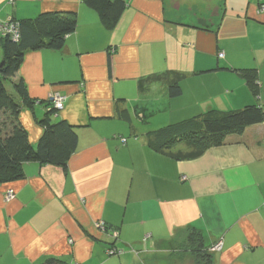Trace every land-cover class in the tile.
Instances as JSON below:
<instances>
[{"label":"crops","instance_id":"obj_1","mask_svg":"<svg viewBox=\"0 0 264 264\" xmlns=\"http://www.w3.org/2000/svg\"><path fill=\"white\" fill-rule=\"evenodd\" d=\"M185 2L126 0L107 29L81 0H0V20L76 12L64 47L26 52L13 81L23 79L34 102L19 115L32 144L53 93L66 99L52 121L66 120L78 135L65 168L29 162L22 179L0 185V264L48 257L68 264H196L186 245L192 229L205 248L221 244L211 264H264V125L185 160L152 150L149 130L138 125L145 120L137 112L156 106L178 121L264 106V62L258 69L235 59L222 40H237L246 22L227 15L219 1L208 13H198L195 0ZM258 3L245 15L264 23ZM241 67L257 69V96L226 69ZM166 70L184 74L180 96L169 98L158 81L138 89L140 78ZM7 190L14 191L10 201ZM111 245L122 253L108 256Z\"/></svg>","mask_w":264,"mask_h":264},{"label":"trees","instance_id":"obj_2","mask_svg":"<svg viewBox=\"0 0 264 264\" xmlns=\"http://www.w3.org/2000/svg\"><path fill=\"white\" fill-rule=\"evenodd\" d=\"M81 1L97 14L107 29L115 27L127 5L126 0ZM262 6L264 0L258 3L259 8ZM15 22L17 26L13 35L0 31V62L4 60L0 67V185L22 179L24 164L29 162L65 168L78 145L74 126L64 119L52 121V116L57 112L50 100L47 101L49 109L38 120L42 129L41 135L36 144H32L19 115L23 104L32 107L34 102L28 96L23 79L13 81L26 52L42 49L58 51L64 47L66 37L76 30V12H41L32 18L15 19ZM226 69L244 79L247 87L257 96L259 83L256 68ZM184 77L179 72L166 70L140 78L138 89L144 91L149 83L158 81L166 85L169 98H175L182 93L180 82ZM6 82L11 88L10 91ZM147 112L142 109L137 115L145 120ZM118 116L122 117V113L119 112ZM255 124L264 125V106L257 103L226 111L212 109L149 131L148 146L156 152L170 155L175 160L196 159L208 148L221 145L227 135H240L246 127ZM114 232L117 233L114 230L111 236L116 239ZM186 245L203 264L212 263L214 251L211 249L215 244L205 248L200 232L192 229L186 237ZM111 246L106 249V254ZM35 264L68 263L60 258L48 257Z\"/></svg>","mask_w":264,"mask_h":264},{"label":"rangeland","instance_id":"obj_3","mask_svg":"<svg viewBox=\"0 0 264 264\" xmlns=\"http://www.w3.org/2000/svg\"><path fill=\"white\" fill-rule=\"evenodd\" d=\"M215 1H219L221 3L222 5L221 9L226 10L227 15L228 13L232 14V16L235 17V19H242L244 20V22H246L245 29L242 30V34L237 40L228 39V38L222 39L223 41H225L226 44L230 45L228 46V48H230L231 50L229 51V53L233 55L235 59L253 62L254 63L253 65H255V67L259 69V67H261L260 65H262L261 63L264 62V23L254 20L252 18H247L245 14L247 10L251 8V5L253 3L257 4V2L260 3L263 0H195V5H197L199 8L200 7L202 8V9L198 8V13H201V10L205 13H208V8L210 9L212 5L214 6ZM186 2L188 3V0H186ZM262 17L264 18V15L261 16V18ZM8 18L9 17H5L2 19V21H7L9 20ZM12 20L15 21L14 18H12ZM207 20L209 22L211 21L210 19H207ZM213 27H215L214 23H213ZM261 49L262 51H260ZM1 52H2V47L0 43V58L2 54ZM241 68H244V67H241ZM262 73H264V67H263ZM6 85H7L8 90L10 91L11 88L8 82H6ZM53 94H51V96ZM49 98H48V101L50 100ZM158 104L160 105V103ZM147 111L148 112H147V117L145 121L138 123L139 126L144 127V128L146 127L147 131L157 130L161 127L168 125L169 123L178 121L176 120V118L170 119L171 113L167 112V109L162 108V106H159V107L156 106L154 109H148ZM135 120L137 121V119H134V121ZM4 198H5V201L12 200L14 198V191L7 190ZM98 228L101 231H103L100 225L98 226ZM196 259H197L196 264H202L200 258L196 256Z\"/></svg>","mask_w":264,"mask_h":264},{"label":"built area","instance_id":"obj_4","mask_svg":"<svg viewBox=\"0 0 264 264\" xmlns=\"http://www.w3.org/2000/svg\"><path fill=\"white\" fill-rule=\"evenodd\" d=\"M260 12H264V6H262L261 8H259ZM9 20L7 21H0V31H4L10 35H13V32L14 30L16 29V22L10 18H8ZM218 56L221 58L224 56V53L223 52H219L218 53ZM218 57V58H219ZM50 101L52 102V105H53V108L56 109V110H62L63 108V104H64V101L66 99V97L64 95H61V94H58V93H55L53 94L52 96L50 95ZM100 227L102 230L105 231V227L103 226V224H100ZM113 236L116 237L117 236V233L114 232L113 233ZM147 237V236H146ZM212 251H220L221 250V244L218 242L216 243L212 249ZM122 253V250L121 249H118L114 246H111L108 250H107V255L109 256H113V255H118V254H121Z\"/></svg>","mask_w":264,"mask_h":264},{"label":"bare ground","instance_id":"obj_5","mask_svg":"<svg viewBox=\"0 0 264 264\" xmlns=\"http://www.w3.org/2000/svg\"><path fill=\"white\" fill-rule=\"evenodd\" d=\"M9 18L12 19V17H9ZM64 102H65V101H64ZM63 106H64V104H63ZM55 111L58 112V111H60V110H56V109H55Z\"/></svg>","mask_w":264,"mask_h":264},{"label":"water","instance_id":"obj_6","mask_svg":"<svg viewBox=\"0 0 264 264\" xmlns=\"http://www.w3.org/2000/svg\"><path fill=\"white\" fill-rule=\"evenodd\" d=\"M3 61H4V60H2V61L0 62V67L3 65Z\"/></svg>","mask_w":264,"mask_h":264}]
</instances>
